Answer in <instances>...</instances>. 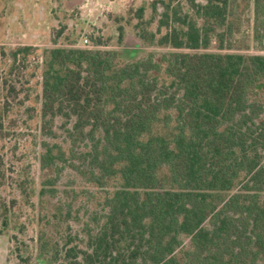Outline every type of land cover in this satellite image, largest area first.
Returning a JSON list of instances; mask_svg holds the SVG:
<instances>
[{"label": "trees", "instance_id": "obj_1", "mask_svg": "<svg viewBox=\"0 0 264 264\" xmlns=\"http://www.w3.org/2000/svg\"><path fill=\"white\" fill-rule=\"evenodd\" d=\"M234 1H153L108 48L0 46V94L40 79L38 198L65 170L100 193L75 229L58 200L32 264H264V54L233 50ZM246 1L264 50V0Z\"/></svg>", "mask_w": 264, "mask_h": 264}, {"label": "rangeland", "instance_id": "obj_2", "mask_svg": "<svg viewBox=\"0 0 264 264\" xmlns=\"http://www.w3.org/2000/svg\"><path fill=\"white\" fill-rule=\"evenodd\" d=\"M153 1L158 2L157 18L160 0H0V46L31 45L39 51L53 44L88 48L93 35L105 44L101 48L113 47L118 27L122 26L125 40L133 37V25L149 18ZM170 1L172 6L186 7V0ZM249 3L248 7L246 0L233 2L230 44L233 50L264 54L261 44L253 37L252 4ZM140 7L144 8L142 19L134 16ZM82 36L88 38L85 46ZM2 58L0 55L1 61ZM6 70L0 62V78ZM11 78L9 85L13 84L15 91L7 98L4 92L0 94V105L8 102L0 128V224L3 213L7 214L6 227L0 225V264H32L40 230L44 228L48 233L52 230L43 216L54 212L58 200L71 202L69 224L75 229L78 221L74 216L83 212L80 206L91 196L88 206L94 208L100 193L94 185L65 170L56 184V197L38 198L40 182L47 175L39 170L37 162L40 79L26 68Z\"/></svg>", "mask_w": 264, "mask_h": 264}, {"label": "built area", "instance_id": "obj_3", "mask_svg": "<svg viewBox=\"0 0 264 264\" xmlns=\"http://www.w3.org/2000/svg\"><path fill=\"white\" fill-rule=\"evenodd\" d=\"M82 44L85 46L88 43V38L87 36H82L81 37Z\"/></svg>", "mask_w": 264, "mask_h": 264}]
</instances>
